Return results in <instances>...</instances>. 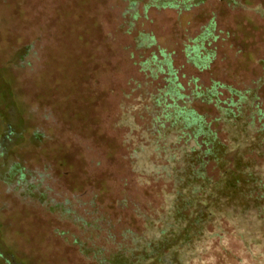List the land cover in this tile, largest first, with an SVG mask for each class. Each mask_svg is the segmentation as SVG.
Returning a JSON list of instances; mask_svg holds the SVG:
<instances>
[{
  "label": "rangeland",
  "instance_id": "1",
  "mask_svg": "<svg viewBox=\"0 0 264 264\" xmlns=\"http://www.w3.org/2000/svg\"><path fill=\"white\" fill-rule=\"evenodd\" d=\"M145 3L0 0V70L23 122L21 143L0 157V253L14 264H107L141 233L135 215L150 214L156 192L131 172L117 121L146 117L137 100L155 87L142 70L153 55L184 85L199 77L243 88L261 77L264 0H203L187 11ZM210 21L211 67L189 71L183 47ZM142 37L153 46L138 49ZM237 232L223 226L188 264H264L262 236Z\"/></svg>",
  "mask_w": 264,
  "mask_h": 264
},
{
  "label": "trees",
  "instance_id": "2",
  "mask_svg": "<svg viewBox=\"0 0 264 264\" xmlns=\"http://www.w3.org/2000/svg\"><path fill=\"white\" fill-rule=\"evenodd\" d=\"M202 2L146 0L144 9L187 11ZM135 7L131 0L129 10ZM142 38L138 49L153 46L152 39ZM217 39L210 21L187 40L183 56L189 71L210 69ZM164 63L153 55L142 65L155 83L137 100L146 116L142 123L129 113L117 121L125 132L127 164L141 187H153L157 205L150 214L138 211L141 233L131 234V242L107 264H188L200 255L202 241L219 237L228 225L238 237L264 239V58L258 62L261 77L243 88L219 80L206 86L199 77L184 85L178 69H165ZM151 64L154 69L145 68ZM22 132L17 101L0 70V157L5 144L21 143Z\"/></svg>",
  "mask_w": 264,
  "mask_h": 264
}]
</instances>
